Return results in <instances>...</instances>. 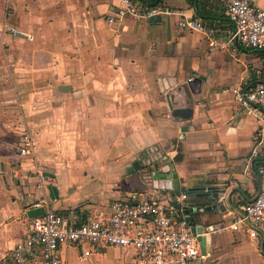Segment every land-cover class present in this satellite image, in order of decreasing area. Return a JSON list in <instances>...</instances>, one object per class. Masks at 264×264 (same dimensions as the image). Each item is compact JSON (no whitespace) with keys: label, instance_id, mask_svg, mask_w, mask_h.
Masks as SVG:
<instances>
[{"label":"crops","instance_id":"obj_1","mask_svg":"<svg viewBox=\"0 0 264 264\" xmlns=\"http://www.w3.org/2000/svg\"><path fill=\"white\" fill-rule=\"evenodd\" d=\"M156 3L172 13L121 17L119 0H0V264L27 235L31 208L81 222L132 192L153 197L142 156L154 147L194 193L185 202L201 210L211 264H264V236L231 227L258 193L251 153L261 125L237 109L235 90L264 83V51L213 47L181 26L200 19L225 43L231 23L218 0ZM25 133L34 151L21 155ZM173 190L156 194L179 205ZM60 253L63 264L135 260L134 249L112 245L86 260L81 244Z\"/></svg>","mask_w":264,"mask_h":264},{"label":"built area","instance_id":"obj_2","mask_svg":"<svg viewBox=\"0 0 264 264\" xmlns=\"http://www.w3.org/2000/svg\"><path fill=\"white\" fill-rule=\"evenodd\" d=\"M119 1L121 17L130 15L147 19L172 13V10L147 0ZM219 1L231 23L225 43L218 42L215 27L200 19L185 18L181 26L203 32L213 47L234 50L241 45L264 51V8L252 0ZM11 30L20 33L15 28ZM235 102L238 110H248L261 120L251 153V157L259 161V189L256 197L236 214L231 227L234 230L245 228L250 237L256 238L264 236V83L236 89ZM31 141L30 135L25 133L18 144L21 155L33 153ZM161 158L168 160L169 156L157 147L150 148L142 156V166L149 167L150 162ZM39 175L45 179L43 172ZM148 175H144L146 181L154 186L152 176ZM154 188L157 190L153 191V197L140 198L139 192H132L113 201L108 215L99 213L81 222L77 215L70 217L48 208L43 216L31 220L27 235L12 249L8 264H63L60 247L66 243L83 246L82 260L89 258L96 246L112 245L134 249L132 264H211L209 253H202L198 234L192 229L191 216L197 207L185 202L189 195L181 190L179 205H173L165 203L156 194L159 189L167 188L165 185L157 183ZM186 209H191L192 215H186Z\"/></svg>","mask_w":264,"mask_h":264},{"label":"water","instance_id":"obj_3","mask_svg":"<svg viewBox=\"0 0 264 264\" xmlns=\"http://www.w3.org/2000/svg\"><path fill=\"white\" fill-rule=\"evenodd\" d=\"M167 160H164L163 158L161 159H156L153 163L150 162L149 167L151 169H148V176L152 178V182L154 186L157 185V183H160L162 186L165 185L167 188H173L174 190L178 191L180 193V184L178 180V174L174 171L173 165L166 163ZM154 172V174H152ZM156 176L157 178L153 177ZM194 193H189V195L193 196ZM199 196H204L203 194H199ZM214 198L218 197V193H215L213 195ZM190 206H196L195 204H190ZM195 214L197 215L200 213V208L198 206ZM191 209H186L184 210L186 214H190ZM46 212V207L45 206H36L34 208H31L28 211V216L30 218H36L43 216ZM195 214L191 216V223H192V229L195 233L198 234V240L200 242L201 250L203 254H208L211 250V247L208 244L207 240V233L204 231V227L202 225H197L195 222Z\"/></svg>","mask_w":264,"mask_h":264},{"label":"trees","instance_id":"obj_4","mask_svg":"<svg viewBox=\"0 0 264 264\" xmlns=\"http://www.w3.org/2000/svg\"><path fill=\"white\" fill-rule=\"evenodd\" d=\"M148 1V3H150V4H156V1L157 0H147ZM219 1V0H218ZM219 3H221L220 1H219ZM221 5H222V3H221ZM223 6V5H222ZM198 7H199V9L203 12V13H207V12H205L204 10H203V7H200L199 5H198ZM209 24H213V23H209ZM187 194H189L190 192L189 191H187V190H184Z\"/></svg>","mask_w":264,"mask_h":264}]
</instances>
